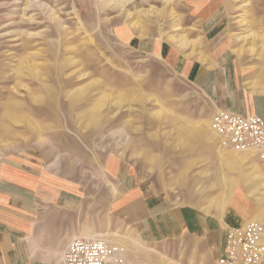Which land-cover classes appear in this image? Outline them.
<instances>
[{"label": "rangeland", "instance_id": "obj_1", "mask_svg": "<svg viewBox=\"0 0 264 264\" xmlns=\"http://www.w3.org/2000/svg\"><path fill=\"white\" fill-rule=\"evenodd\" d=\"M199 3L225 9L245 77L263 71L264 0H0V156L31 150L48 164L58 159L65 176L91 181L95 237L122 247L126 264H202L206 254L184 240H143L113 217L99 193L108 182L104 153L143 169L179 203L208 199L212 191L201 205L213 210L212 180L218 208L233 191L224 168L214 175L206 145L191 152L195 133L200 140L212 132L213 101L161 56L119 35L124 26L134 36L194 49ZM183 176L192 181L189 193Z\"/></svg>", "mask_w": 264, "mask_h": 264}, {"label": "crops", "instance_id": "obj_2", "mask_svg": "<svg viewBox=\"0 0 264 264\" xmlns=\"http://www.w3.org/2000/svg\"><path fill=\"white\" fill-rule=\"evenodd\" d=\"M195 7L202 32L194 49L183 52L167 40L134 36L124 26L119 35L132 47L161 56L199 87L213 101V114L227 110L264 119V70H250L245 77L243 60L230 41L225 9L212 3ZM208 127L214 134L199 140L195 133L191 152L200 151L198 145H206L210 165L216 167L214 175L224 168L232 178L229 184L233 191L221 208L217 207L219 191L214 180L207 183L216 189L213 210L201 205L211 198L212 191L208 199L179 203L162 182L158 184L143 169L111 151L101 159L102 173L110 184L103 182L99 193L113 217L133 227L141 239L184 240L195 253L205 252L200 263L217 264L225 252L228 228L252 220L264 222V191L250 197L264 189V167L256 150L223 148L219 135ZM219 156H224L222 163ZM92 162L89 154V167L96 165ZM59 163L56 159L48 164L31 150L0 156V264H63V252L73 239L100 236L95 230L97 202L89 200L96 198L91 192L96 186L91 181L82 182L73 173L65 176ZM183 179L189 193L187 187L192 181L189 176Z\"/></svg>", "mask_w": 264, "mask_h": 264}, {"label": "built area", "instance_id": "obj_3", "mask_svg": "<svg viewBox=\"0 0 264 264\" xmlns=\"http://www.w3.org/2000/svg\"><path fill=\"white\" fill-rule=\"evenodd\" d=\"M223 148L256 150L264 167V119L217 110L211 119ZM63 264H126L124 249L102 237H78L65 248ZM217 264H264V222L252 220L230 227L225 252Z\"/></svg>", "mask_w": 264, "mask_h": 264}, {"label": "bare ground", "instance_id": "obj_4", "mask_svg": "<svg viewBox=\"0 0 264 264\" xmlns=\"http://www.w3.org/2000/svg\"><path fill=\"white\" fill-rule=\"evenodd\" d=\"M91 237H95V236H91Z\"/></svg>", "mask_w": 264, "mask_h": 264}]
</instances>
